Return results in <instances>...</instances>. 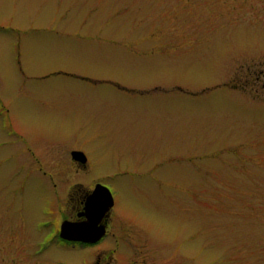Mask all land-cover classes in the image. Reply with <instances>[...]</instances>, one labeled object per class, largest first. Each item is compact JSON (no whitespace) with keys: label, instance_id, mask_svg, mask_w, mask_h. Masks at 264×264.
Wrapping results in <instances>:
<instances>
[{"label":"rangeland","instance_id":"obj_1","mask_svg":"<svg viewBox=\"0 0 264 264\" xmlns=\"http://www.w3.org/2000/svg\"><path fill=\"white\" fill-rule=\"evenodd\" d=\"M80 182L113 192L120 242L60 241ZM103 248L264 264V0H0V264Z\"/></svg>","mask_w":264,"mask_h":264},{"label":"water","instance_id":"obj_2","mask_svg":"<svg viewBox=\"0 0 264 264\" xmlns=\"http://www.w3.org/2000/svg\"><path fill=\"white\" fill-rule=\"evenodd\" d=\"M71 153L75 161L86 162L85 153L82 151H72ZM85 203L83 213L87 219L82 221L64 220L59 234L62 240L94 244L106 234V226L102 221L115 203L113 193L104 184H98Z\"/></svg>","mask_w":264,"mask_h":264},{"label":"flooded vegetation","instance_id":"obj_3","mask_svg":"<svg viewBox=\"0 0 264 264\" xmlns=\"http://www.w3.org/2000/svg\"><path fill=\"white\" fill-rule=\"evenodd\" d=\"M73 151H78V150H73ZM81 151V150H79ZM72 155V154H71ZM86 156V154H85ZM72 160L78 164L79 166V169L81 170H85L87 169L89 163H88V159H87V156H86V162L85 163H81V162H77L73 159V155H72ZM42 168V167H41ZM31 169H35V167L31 168ZM83 183H78V184H75L73 186L75 187H72L71 190H69V192L67 193L68 194V197H67V201L65 202L66 204V212L69 211L71 212L70 215L68 216H65L60 225L61 227L59 228V232L61 231V228H62V222L64 220H68V221H82V220H85L87 219V217L84 215V211H85V201L87 199V197L91 194V192L95 189V187L98 185V184H101L99 182H94L93 185H91L88 189L86 188H81L83 187L82 185ZM77 186V187H76ZM74 192V193H73ZM113 193V192H112ZM114 197V195H113ZM73 202V205L72 207H70V202ZM114 202H115V199H114ZM115 205V203H114ZM114 205L112 206V208L114 207ZM112 208L111 210L109 211V213L103 218V221L102 223L105 224L106 226V234L103 236V238L97 242H94V244H91V243H82V242H69V241H62L60 239V241L66 245H68L71 249L73 248H81V249H84V248H94L95 246H99L102 244L103 246V243H104V240L107 239V238H114L117 242H120L121 241V238L119 236L118 233L120 232H114V230L112 231V226H111V222H110V219H111V211H112ZM68 214V213H67ZM82 215V216H80ZM58 232V234H59ZM144 233L141 231V236L143 235ZM119 245V243L117 244ZM102 246H99V247H102ZM115 250V249H114ZM101 252H103L102 255H98L96 258L94 257V260L90 263V264H109V261H110V256H108V254L106 253V250L105 248H103L101 250Z\"/></svg>","mask_w":264,"mask_h":264}]
</instances>
